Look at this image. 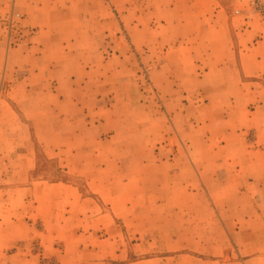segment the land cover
<instances>
[{
  "label": "rangeland",
  "instance_id": "374dc122",
  "mask_svg": "<svg viewBox=\"0 0 264 264\" xmlns=\"http://www.w3.org/2000/svg\"><path fill=\"white\" fill-rule=\"evenodd\" d=\"M241 35L264 56V0H0V188L31 158L74 191L25 218L37 264H264Z\"/></svg>",
  "mask_w": 264,
  "mask_h": 264
},
{
  "label": "crops",
  "instance_id": "0c3cea01",
  "mask_svg": "<svg viewBox=\"0 0 264 264\" xmlns=\"http://www.w3.org/2000/svg\"><path fill=\"white\" fill-rule=\"evenodd\" d=\"M27 2L34 4L37 0H27ZM33 17L36 18V14H33ZM239 37L240 48L237 55L227 52L220 57L219 63L226 61L231 75L242 74L243 77H252L263 74L264 56L259 52L251 51L253 49L247 45L251 40L244 39L243 35ZM262 153L264 149L257 147L249 150L248 156L249 158L261 156ZM32 157L34 159L33 154ZM34 168V161L29 158V165L26 168L21 166L17 170L19 174L21 173V178L8 180V185L0 188V264H37L33 255L28 253L30 244L27 246V239L35 235V231L31 223H26L25 218L29 215L28 219H30L35 213H40L47 203L49 210L54 211L59 195L65 198L74 194V191L65 184L32 181L29 179V174Z\"/></svg>",
  "mask_w": 264,
  "mask_h": 264
}]
</instances>
